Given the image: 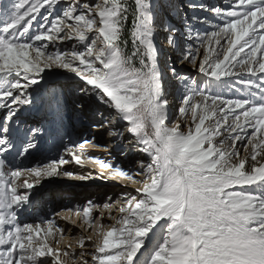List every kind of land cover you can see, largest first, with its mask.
<instances>
[{
  "label": "snow or ice",
  "instance_id": "snow-or-ice-1",
  "mask_svg": "<svg viewBox=\"0 0 264 264\" xmlns=\"http://www.w3.org/2000/svg\"><path fill=\"white\" fill-rule=\"evenodd\" d=\"M59 3L0 4L3 16L14 17L0 30V109L5 110L0 157L12 147L18 112L32 102L28 89L46 70L64 68L84 82L85 95L110 110V119L100 125H115L108 135L119 143L126 131L142 154L132 171L98 157L88 159L112 178L137 187L121 193L116 224L98 218L99 240H92L91 234L80 237V250L75 251L70 244L60 246L65 230L54 220L47 221L42 237L40 224H16V209L28 201L18 189L30 190L45 177L60 175L61 165H80L85 145L99 147L94 139L65 148L59 159L38 168L12 169L0 159V264H141V255L146 256L144 264H264V0H231L228 7L210 9L191 5L215 18L193 17L196 24L210 25V31L193 27L178 34L161 25L167 42L181 49V63L190 65L200 79L161 66L154 43L153 0H134V7L127 0H73L50 20ZM130 11L133 48L127 55L121 47L126 42L118 41ZM37 16L41 23L29 35ZM100 38L104 46L97 48ZM65 40H75L83 49L73 45L70 50L48 51L49 42L56 46ZM231 77L239 78L246 95L224 98L215 90L231 83L225 79ZM181 79L178 112L189 121L187 132L169 117L168 85ZM120 121L125 122L124 131ZM35 147L30 142L19 156ZM95 224L91 220L89 227ZM150 233L154 247L145 244Z\"/></svg>",
  "mask_w": 264,
  "mask_h": 264
},
{
  "label": "bare ground",
  "instance_id": "bare-ground-1",
  "mask_svg": "<svg viewBox=\"0 0 264 264\" xmlns=\"http://www.w3.org/2000/svg\"><path fill=\"white\" fill-rule=\"evenodd\" d=\"M156 0H153V3ZM160 0H158L159 3ZM181 1V0H180ZM225 1H231V0H200V3L198 5H203L204 8L210 9L212 7H215V5H219L222 3H225ZM83 2V1H82ZM162 2V0H161ZM175 5H177V1L174 2ZM183 2V1H182ZM162 8L167 5V8H170L171 13L165 11L160 14V16L155 17L154 15V23L159 24L158 26L161 27L164 23H162L163 20V14L164 15H169L170 17L167 18L170 22L169 24L166 25V27L172 29L175 28L178 31V34H182L184 31L179 29L178 25L176 26L174 23L178 19L177 17H180V12L178 14L177 12V6L172 7L170 6L169 3H167V0L163 1V4L161 3ZM182 5V4H181ZM183 6V5H182ZM161 10V9H160ZM199 11V9H196ZM201 11V10H200ZM167 12V13H166ZM205 12V11H204ZM178 14V15H177ZM201 15V14H200ZM199 15V17H200ZM207 15H210V12H207ZM182 16V15H181ZM196 16V15H195ZM202 17V16H201ZM177 18V19H176ZM163 19V20H162ZM167 20L166 23L167 24ZM180 21H183L185 23L186 19H180ZM156 24H154L155 27H158ZM164 26V25H163ZM186 30L188 25L184 24L183 25ZM189 28V27H188ZM160 30V31H159ZM158 31L154 30V39L158 36L156 33L159 32L160 39H161V34L163 33L165 41H167V33H165L162 28L159 29ZM94 33V32H93ZM90 34V33H89ZM102 39V38H101ZM155 43V42H154ZM71 44H63L62 47V41H57L56 46H52L51 43L49 42V49L48 51H56L60 52L63 51L64 47H70ZM98 48L101 46L98 44ZM156 45V44H155ZM172 53V51H171ZM162 54V55H161ZM164 52L162 53L160 51V57L161 60H163ZM174 55V54H173ZM159 57V58H160ZM160 60V61H161ZM172 60V59H171ZM175 61V60H174ZM174 61L172 60V63L174 64ZM181 62V59H180ZM180 62L178 63L180 65ZM185 65V67H182V76H195V73L191 66L182 63ZM172 65V64H171ZM162 66V65H161ZM178 67V65L176 66ZM168 68V67H165ZM62 68L59 67H54L51 69L46 70L45 72L42 73V80L43 83L39 87L36 85H32L29 89L28 92L31 96V104L24 106L17 114L18 119H15V127L17 128V132L15 135H13L10 138V143L12 145L11 149L3 154V157H0V159H3L5 163L8 165L9 168L12 169H32V168H38L42 167L44 165H47L49 162L53 160H57L61 157V155L64 153L65 148L67 147H72L74 146V143L78 145L82 140L85 138L87 139H94V137L97 135V138L93 140V144L98 145L99 147H93L91 144L85 145L84 148V156L82 157V163L80 164L81 170L83 171H96V173H93V176H90L84 179H81V177H77V182L82 184V186L85 184L86 189L84 190L83 193L87 194L85 195L86 198L93 196L97 188H93V186H100L98 184H93V183H98L100 182L103 178L107 179L110 178V180H114L115 182H118L123 186L124 188H120L119 190L131 192L132 188H135V184H131L130 182H126L122 178H112V173H110L108 170L102 169L100 165L92 160H89L88 157L94 156L98 157L104 161H110L112 162V158L116 159L115 163L118 164L122 169L126 171H132L135 170L137 165L132 166V161L133 158H142V156L137 155L136 153L133 152V155L130 154V152L126 153L125 156L129 157L126 160L120 159V157L116 158L115 154L109 153L108 151L111 150L109 146L112 145V147H127L129 145H126L127 143H124L125 140V134H124V139L117 143L115 142V138L112 140H109L108 137H103L102 135L107 132L108 130L104 132L105 128H99L95 129L93 132L95 134L94 137H92V133H87L86 136H81L80 133L84 129V124L81 126H76L72 122H70V118H78L79 113L73 108L72 102L69 101V95H64L63 93V86H69L70 84L74 83H83L74 73L68 71L67 69H64V72L61 70ZM182 80V79H181ZM176 81V80H174ZM180 81L178 87H182L183 84ZM85 87V86H84ZM169 100V99H168ZM86 101V99H85ZM173 101L176 100V96L174 95L173 98L170 100V107H175L178 105ZM173 104V105H172ZM72 105V106H71ZM88 105L91 106V108L94 105H91V103H88ZM84 111H81L82 113H85L88 108H85V106H82ZM91 110V109H90ZM93 111H91L88 115H92ZM5 115V110L0 109V119L3 118ZM170 119L172 120L173 123H176L177 121L181 122L182 120V115H179L178 117L175 116L173 117L171 114L169 115ZM76 120V119H75ZM96 120V119H95ZM94 120V121H95ZM97 121V120H96ZM97 123V122H96ZM189 121L186 120V124L188 125ZM98 124V123H97ZM96 128V127H95ZM33 130H35V134L33 135ZM188 131V128L185 132ZM74 134L75 138H71L70 135ZM102 136V137H101ZM99 138V139H98ZM101 139H105L107 146L104 147L101 143ZM35 143L36 147L32 148L29 153H40L41 154V159L37 164L34 166L29 164V161L31 160L30 156H26L24 158V162H22L20 159L21 157L19 156V153L29 144V143ZM56 146H61L62 150L57 148ZM121 149V148H120ZM130 148H127L125 151L129 150ZM104 155V156H103ZM131 156V157H130ZM115 157V158H114ZM70 159V157H69ZM116 164V165H117ZM69 164L66 165H61L60 166V175L57 176H51V177H45L42 179L41 185L42 187L54 183L56 178L59 180H65L61 175H63L64 172H70L72 173V167H69ZM80 170V169H79ZM98 174V175H97ZM90 184H93L92 187L88 188V186H91ZM119 185V184H118ZM103 186H108L113 188V185L111 184H104ZM102 187V186H101ZM239 188V186H237ZM247 187V186H244ZM88 188V189H87ZM100 188V187H99ZM106 188V187H105ZM102 188L98 189L97 191L100 192ZM103 190V189H102ZM101 190V191H102ZM108 191V190H107ZM107 191H103L106 194L108 193ZM18 192L23 194L26 193L28 195V201L27 203L22 204L19 206L16 211H15V217H16V224L20 226L24 225H35V224H40L41 225V237L43 236V230L48 226L47 221L48 220H54V222L59 225L60 228L65 230L64 233V238L60 240V246L64 247L69 245V241L74 244V246L78 247L77 240L80 237H83L81 233H77L79 230H75L71 227V224H76L79 228H83V233L87 232L92 229H89V221H91V216H93V212L90 208L87 206L85 209L88 210L87 215L82 214L83 208L80 210L78 208V202L82 201L83 195L75 196L73 195L72 201L68 206H62L61 208L63 210H59V212L56 215H51V210H50V203L48 200H50V196L52 194V190L48 193L45 191L44 193H39L35 196L30 194L31 192L27 189L20 188L18 189ZM119 193V192H118ZM118 193H114L112 197V201L109 203L108 209L106 210L105 217L103 218L102 222L106 225H114L116 223L115 218H119L121 215L118 212V208L121 206L122 203V198L121 194L118 196ZM88 196V197H87ZM104 194L101 193L99 197L103 198ZM112 196V195H111ZM89 200V199H88ZM89 205H92L91 203ZM51 207H54V210L60 209L59 205L56 203V201H52ZM68 209H71L72 211H67ZM115 209V210H113ZM71 214V218H68V216ZM75 214V215H74ZM75 216L72 218V216ZM108 215V216H106ZM65 220H69L71 223L70 225L66 224ZM101 223V222H100ZM99 223V224H100ZM87 227V228H86ZM88 230V231H87ZM155 231V229H154ZM94 235L96 237H93L92 240H96L97 238V233L99 232V225L97 224L94 227ZM151 234V233H150ZM149 234V236H150ZM57 236L59 237L60 234L57 233ZM89 236V235H88ZM87 236V237H88ZM86 237V236H85ZM149 238V237H148ZM90 243V241H86V245ZM72 247V245H71ZM89 251H94V248H89ZM40 260H49L47 257H40ZM46 264V262H45Z\"/></svg>",
  "mask_w": 264,
  "mask_h": 264
},
{
  "label": "rangeland",
  "instance_id": "rangeland-1",
  "mask_svg": "<svg viewBox=\"0 0 264 264\" xmlns=\"http://www.w3.org/2000/svg\"><path fill=\"white\" fill-rule=\"evenodd\" d=\"M83 2H94V0H82ZM177 1V12H180V17H177L179 20L180 19H186L185 23L183 21H180V23H178V27L179 29H181L182 31H185L186 28L183 26L184 24H187L189 28H197L200 32H204L206 30L210 31L211 29V26H207V25H199V24H196L194 21H193V17H208L209 19H215L214 17L210 15H207V12H204V11H197L196 9H193L191 7V5L193 4H196L198 5V3H200V0H184V2H182L183 0H174V2ZM73 0H60V3L56 5L55 9L53 10V14L52 16L49 17V19L51 20L53 18V16L57 15L64 7L65 5H63L64 3H72ZM121 2H123V0H121ZM5 3V0H0V4H3ZM127 3L128 5L130 6H133L134 7V0H127ZM180 3L183 5H180ZM231 1H225V3H222V4H217L215 5V7L217 6H221V7H228L230 5ZM47 7V5H45L44 8H41L39 11L40 12H44L45 8ZM158 12L159 9L157 10ZM157 12V13H158ZM167 13V12H166ZM35 14V13H34ZM169 14V13H168ZM182 15V16H181ZM196 15V16H195ZM169 16V15H168ZM170 17V16H169ZM14 17L12 15H5L3 16V13H2V9H0V30L3 29L4 26H6V24L10 23L12 21ZM176 18V19H177ZM131 19H133L132 15H131V11L129 12V15H128V19L126 21V23L124 24L126 28L130 27L133 29V26L130 25V22H131ZM177 19V20H178ZM163 20V19H162ZM41 23V20H40V17L37 16V20L33 21V26L30 28V33L29 35H33L36 33L38 27H39V24ZM162 23H164V20L162 21ZM157 26L159 24H156ZM187 27V29H189ZM124 28L121 29V32L123 31ZM154 29L155 30H159L160 28H156L154 26ZM160 31V30H159ZM121 32H120V38H119V41L118 42H123V39L121 38ZM166 33V32H165ZM95 33H90L89 36L92 37L94 36ZM102 39L100 38L99 40H97L96 42V47L98 48V44H100L101 46L100 47H103L104 45L102 44ZM91 41H89L90 43ZM35 43H42V42H35ZM242 43V41H241ZM63 44H71L70 47H64L63 50H70V48L74 45L76 47V49L79 51V50H82L83 49V44L75 41V40H65V41H62V47H63ZM121 47H122V50L127 54V55H130L131 54V51H132V36H131V42L128 43L127 45V48H126V45L125 44H121ZM214 47H218L216 45H214ZM225 47H227V45L225 44ZM162 52V51H161ZM163 53V52H162ZM178 53H179V56H180V53L181 51L178 50ZM162 55V54H161ZM259 55V54H258ZM177 56V55H176ZM165 57H163V60H161V57L159 58L161 60V65L162 67H175L178 65L180 59L179 58H174V64H170L168 61H166L164 59ZM78 64V61L76 62ZM180 64H182L180 62ZM136 65L139 66V62L136 61ZM184 66V65H183ZM81 68H83L84 66H80ZM176 68V67H175ZM182 68H179L178 70H180ZM63 72H64V68L61 69ZM0 76H2V74H0ZM14 77H9V79H13ZM42 74L41 76L38 78V83L37 84H34L36 85L37 87H39L40 85H42L43 83V80H42ZM245 79H248L249 77L246 75L244 77ZM193 79H200L199 75L198 74H195V76H193ZM226 80H230L231 83H227V84H224L222 85L221 87L215 89L217 92H219L221 94L222 97L224 98H235L237 96H244L246 95V92H241L240 89L241 88H244L245 86L241 83H239V78L237 77H231V78H225ZM251 79L255 80L256 77H251ZM85 85L81 82V83H74V84H70L69 86H63V93L64 95H69V101L72 102L73 104V108L78 111L79 113V116L78 118H73L71 117L70 118V122H72L73 124H75L76 126H81L83 125V120H82V114L84 115V117H88L90 115H88L92 110L91 106L88 105V103H92V98L94 101H96L97 99L94 97V96H89V95H85L82 91H81V88L84 87ZM182 90L184 91L183 89V86H182ZM176 95V93H175ZM86 99V101H85ZM169 99V97H168ZM170 100L169 99V106H170ZM173 105V104H172ZM72 106V105H71ZM82 106H85V108L90 107L88 108V110L85 112V113H82L81 111H84L82 110L83 107ZM94 107V106H93ZM82 108V109H81ZM170 114L175 117L174 115H176L177 117L179 115H182V120H181V127H182V130L183 131H186L187 130V124H186V120L183 118V114H180V113H176V106L173 107L171 109L170 107ZM82 113V114H81ZM99 117L102 116V113L98 114ZM76 119V120H75ZM104 119H110L109 117V114L108 113H105V117ZM84 127V126H83ZM86 127H84L85 129ZM100 127H96L94 129H88L87 131L86 130H82V132L80 133V135L82 136V134H87V133H91L92 131H94L95 129H99ZM121 131H124L122 130L121 128ZM249 131H251V129H249ZM106 135V134H105ZM71 138H75V135L71 133L70 135ZM92 140V139H91ZM101 143H102V139H101ZM124 143H127L126 145H131L133 144L134 142L132 140H129V139H125L124 140ZM76 143H74L75 145ZM103 144V143H102ZM57 148H59L60 150H62L61 146H56ZM121 148V149H120ZM124 148V149H123ZM127 147H119L118 150H115L114 153L116 158L117 157H125L126 153H125V149ZM127 152V151H126ZM26 156H30L31 157V160L29 161V164L31 165H35L37 164V162L40 161L41 159V154L38 152L37 154L36 153H28L27 155H25L24 157H21V161L24 162V158ZM104 156V155H103ZM115 158V157H114ZM127 158H125L124 160H126ZM137 159H140V158H133V161H132V166L136 165L135 164V161ZM73 163V162H72ZM72 163H70L69 167H72V173H75V175L73 176H68V175H61V177H63L65 180H59L58 178H56L55 182L54 183H51V184H48L44 187H42L41 185V182L38 183L34 188L30 189L29 191L31 192L30 194H32L33 196L39 194V193H44L45 191H47L48 193L52 190V194L50 196V200H48V202L50 203V210H51V215H56L59 210H63L61 208V205L62 206H68V204H70V202L72 201V197L73 195L75 196H79V195H83V199L82 201H79L78 202V208L81 210L83 208V211H82V214H84V210H85V207L87 206L88 208H90L92 210V212L94 213L93 216H91V220H96V224L95 225H92V229L89 231V233L85 232L83 233V228H79L78 225H77V222L76 224H71V227L75 230H79L77 231V233H81L83 237H87L88 235L91 234V237H96L94 235V227L99 223L101 222V219H98V218H103L105 217V214H106V210L108 209V207H97L98 205H109V203L112 201V197H113V194L115 193H118L117 195L120 196V194L122 192H125L123 190H119L118 188H111L109 187L108 189V186H103V185H100V186H88V188L92 187L95 189L97 188L100 189L102 188L101 190H99L100 192H98L97 190L95 191V193L93 194V196L91 197H88L86 198L84 190L86 189V185L84 184L82 186V184L78 183L77 182V177H89L90 176H93V171H82L81 170V167L80 166H74ZM80 169V170H79ZM94 172H96L94 170ZM102 186V187H101ZM100 187V188H99ZM106 187V188H105ZM137 186H135L136 188ZM248 187V186H247ZM87 188V189H88ZM135 188H132L131 190H134ZM107 191L108 193L106 194L105 192L103 191ZM101 193L104 194L103 198L99 197L101 195ZM112 195V196H111ZM111 198V199H110ZM89 199V200H88ZM52 201H56V203L59 205L60 209L58 210H54V207H51V204H52ZM92 204V205H89V204ZM115 210V209H113ZM75 215V214H74ZM72 216V218H74L75 216ZM108 216V215H106ZM68 218H71V214L68 216ZM66 221V224L70 225V221L69 220H65ZM90 222V221H89ZM116 224V223H115ZM87 228V227H86ZM90 229V227H89ZM88 231V230H87ZM155 232L157 234L156 238L158 239L159 238V234H160V229L159 227H157L155 229ZM152 234H150L149 238H146L145 240V244L146 246H149V247H154V244L152 243ZM96 240H99V237L97 236ZM69 244L72 245V249L75 250V251H79V247L77 246H74V244L72 242L69 241ZM144 250L141 249V252H143ZM49 260L51 259L50 257H47ZM140 259V262L141 264H144V261L146 259V256L144 255H141L139 257Z\"/></svg>",
  "mask_w": 264,
  "mask_h": 264
},
{
  "label": "trees",
  "instance_id": "trees-1",
  "mask_svg": "<svg viewBox=\"0 0 264 264\" xmlns=\"http://www.w3.org/2000/svg\"><path fill=\"white\" fill-rule=\"evenodd\" d=\"M130 25L133 26V19H131ZM123 31L121 32V38L123 39V42H126V48L129 42H131V36H132V28L131 26L126 28L125 25L123 26Z\"/></svg>",
  "mask_w": 264,
  "mask_h": 264
}]
</instances>
